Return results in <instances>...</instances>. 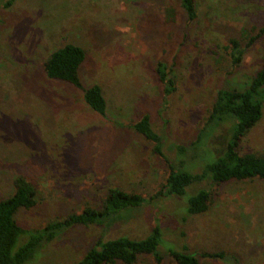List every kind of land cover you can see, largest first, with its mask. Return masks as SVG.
Returning <instances> with one entry per match:
<instances>
[{
  "label": "rangeland",
  "instance_id": "1",
  "mask_svg": "<svg viewBox=\"0 0 264 264\" xmlns=\"http://www.w3.org/2000/svg\"><path fill=\"white\" fill-rule=\"evenodd\" d=\"M194 2L196 18L188 22L177 0H0V200L16 176L35 191L16 224L35 230L96 208L111 188L145 200L102 225L65 230L26 264H72L97 239L139 240L153 226L161 233L160 262L142 255L133 264H174L168 250L198 264H264V180H203L180 197L151 198L167 167L128 128L145 114L167 161L182 172L199 174L222 155L233 121L202 127L216 91L246 89L264 63V0ZM229 39L240 49L234 65ZM64 44L83 50L80 84L100 88L105 117L87 109L80 90L44 76L43 62ZM157 62L172 83L166 93ZM236 151L264 155V104ZM199 190L209 192L206 210L185 215L187 198Z\"/></svg>",
  "mask_w": 264,
  "mask_h": 264
},
{
  "label": "trees",
  "instance_id": "2",
  "mask_svg": "<svg viewBox=\"0 0 264 264\" xmlns=\"http://www.w3.org/2000/svg\"><path fill=\"white\" fill-rule=\"evenodd\" d=\"M179 10L188 22L196 18L194 0H177ZM252 42V39L249 40ZM229 57L233 65L237 62L240 49L235 39L227 41ZM84 60L81 48L64 44L53 50L42 64L44 76L53 81L70 85L80 90L83 104L88 110L100 117H105V100L100 88L90 85L83 88L78 76V68ZM156 79L166 93L172 87L167 77V67L162 62L154 66ZM167 89V90H166ZM264 104V63L250 78L247 88L242 91L217 90L205 118V127L216 128V125L232 120L229 139L220 157L204 167L199 174H190L176 170L167 161L161 151V137L150 129L148 117L144 114L128 124V128L151 143V152L158 156L167 167L164 181L153 193L151 198H170L183 195L187 186L192 183L209 180L210 184L218 185L229 180H264V155L239 154L236 147L242 137L254 126L261 115ZM177 151H184L180 146ZM209 192L199 190L188 197L185 202V215L203 213L209 202ZM145 200L137 194L125 193L119 189H108L104 198L96 208H83L79 213L49 221L39 229L27 230L18 226L14 215L19 209H27L35 204V191L31 184L21 176L12 181V193L0 200V264H26L33 254L53 240L56 236L71 227L102 225L122 210L137 208ZM24 237L22 242L20 238ZM161 233L158 226H153L149 234L139 240L117 237L101 241L97 239L83 255L72 264H133L139 256L150 255L155 262H160L157 253ZM20 243V244H19ZM174 264H198L195 256L168 250ZM202 258L221 259V253H201Z\"/></svg>",
  "mask_w": 264,
  "mask_h": 264
}]
</instances>
